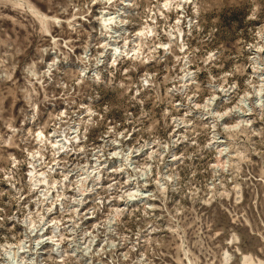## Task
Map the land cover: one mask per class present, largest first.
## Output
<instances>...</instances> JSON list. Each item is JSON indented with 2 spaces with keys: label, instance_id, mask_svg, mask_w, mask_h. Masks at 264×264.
<instances>
[{
  "label": "rangeland",
  "instance_id": "1",
  "mask_svg": "<svg viewBox=\"0 0 264 264\" xmlns=\"http://www.w3.org/2000/svg\"><path fill=\"white\" fill-rule=\"evenodd\" d=\"M244 255L264 264V0H0V264Z\"/></svg>",
  "mask_w": 264,
  "mask_h": 264
},
{
  "label": "bare ground",
  "instance_id": "2",
  "mask_svg": "<svg viewBox=\"0 0 264 264\" xmlns=\"http://www.w3.org/2000/svg\"><path fill=\"white\" fill-rule=\"evenodd\" d=\"M109 2H111V1H109ZM104 14H103V20H104V22H103V24H105V22H108L109 21V23H110V20H111V22L114 20L113 18H115V16H112L109 12H107V11H105L104 10ZM113 19V20H112ZM101 24V23H100ZM103 24H101V25H103ZM111 24V23H110ZM140 31V30H139ZM142 32L143 31H140V32H138V35L139 34H142ZM136 34V33H135ZM138 38H139V36H138ZM127 41V40H126ZM115 50H116V48H114ZM117 51V50H116ZM118 52V51H117ZM236 128V127H235ZM231 161V160H230ZM237 162V161H236ZM37 179V178H36ZM45 179V178H44ZM41 182V181H40ZM39 184V183H38ZM242 259H244L243 260V262H244V264H251V262L248 260V257H246V255H244L243 256V258Z\"/></svg>",
  "mask_w": 264,
  "mask_h": 264
}]
</instances>
